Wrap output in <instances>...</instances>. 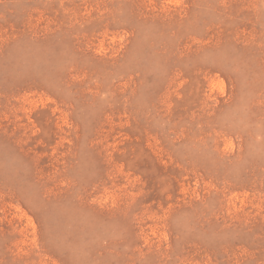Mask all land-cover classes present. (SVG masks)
<instances>
[{"label": "rangeland", "instance_id": "rangeland-1", "mask_svg": "<svg viewBox=\"0 0 264 264\" xmlns=\"http://www.w3.org/2000/svg\"><path fill=\"white\" fill-rule=\"evenodd\" d=\"M0 264H264V0H0Z\"/></svg>", "mask_w": 264, "mask_h": 264}]
</instances>
